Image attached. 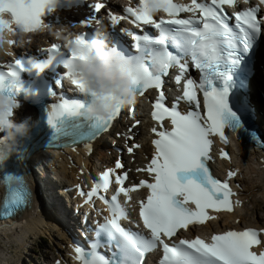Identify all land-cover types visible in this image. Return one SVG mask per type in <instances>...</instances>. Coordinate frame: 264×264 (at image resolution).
Here are the masks:
<instances>
[{
    "label": "snow or ice",
    "instance_id": "obj_1",
    "mask_svg": "<svg viewBox=\"0 0 264 264\" xmlns=\"http://www.w3.org/2000/svg\"><path fill=\"white\" fill-rule=\"evenodd\" d=\"M150 2L158 11L166 13L169 19H154L144 7L146 0H139L137 7H128L125 12L134 18L133 23L137 26H151L158 31V35H152L143 28L140 34L123 30L135 42L138 54H127L115 41L110 42L109 50L127 61L122 67L132 75L137 92L143 94L146 89H160L151 113L160 124V129H152L158 137L152 141L155 154L146 168L138 169L146 171L152 181L141 180L131 188L124 186L127 174L118 172L123 167L120 161L115 163L114 168L101 174L87 193L85 202H90L93 197L104 200L110 215L99 226L97 241L89 250L79 245L74 248L76 259L80 264H142L145 253L159 246L163 251L159 264H264V251H253L255 246L264 244V239H261L264 230H229L213 235L210 243L198 236L172 242L181 230L214 219L209 210H233L230 198L235 194L228 180L218 179L210 170L212 137L218 136L226 144L225 130L230 129L249 135L254 142L264 146V138L246 128L242 113L249 109V105L245 103L243 94L237 96V92L242 93L254 78V65L247 57L258 41L264 39V15L261 14L264 0H258L255 6L232 14L226 11V6L236 8L239 0H191L190 4H179L174 0ZM250 2L243 0L245 4ZM58 4L59 0H0V35L5 30L23 33L37 31L45 25L42 17L54 11ZM93 9L95 13H100L106 9V4L97 2ZM185 12L192 15L186 19L179 18ZM108 15L113 29L125 18L111 12ZM93 19L100 23L97 16L90 17L84 23L90 25ZM233 20L234 23H230ZM104 37L109 40L110 33H104ZM93 38L89 39L88 34H78L65 46L67 54L60 45L53 44L47 50L46 58H18L6 65V71L0 70V94L15 98L17 108L21 93L25 99L34 94L25 87L21 74L40 77L49 70L55 75V87L62 86L67 79L84 94L83 99H66L57 97L55 87L48 88L49 95L57 97L47 115V122L55 132L54 138L60 135L92 138L107 130L121 112L122 106L116 103L118 97L101 96L84 79L77 78L71 69L73 61L83 59L76 55L72 45H80L90 58L94 55L90 47ZM188 58L192 68L199 73L198 79L190 75L185 79L190 71ZM57 67H62L64 71L57 73ZM173 67L180 70L175 82L180 84L183 81V93L168 105L163 91V77ZM233 97H236L235 101ZM96 99L105 102L110 116L90 119L84 114L88 102ZM181 101L193 107L181 111ZM166 120L171 123L170 129L164 127ZM85 125L87 131L82 132ZM5 144L9 147L6 148ZM128 150L133 151L131 147ZM14 151L16 149L7 141V137L0 139V162ZM221 157L230 158L229 153L223 150ZM235 175L233 171L228 172L229 179ZM4 179L8 184L4 201V208L7 209L4 215L7 216L25 207L31 193L22 176L8 174ZM16 181H19V186H16ZM113 182L119 187L109 200L101 193L106 192ZM140 187L149 190L146 199L140 201L139 208V216L148 236L126 229L120 223L122 219H127V211L118 200L119 194L128 196L130 191ZM80 195L85 193L81 190ZM128 198L131 199L130 196ZM101 234L108 242L115 243L116 251L111 257L98 251Z\"/></svg>",
    "mask_w": 264,
    "mask_h": 264
},
{
    "label": "bare ground",
    "instance_id": "obj_2",
    "mask_svg": "<svg viewBox=\"0 0 264 264\" xmlns=\"http://www.w3.org/2000/svg\"><path fill=\"white\" fill-rule=\"evenodd\" d=\"M257 43V47H258ZM137 103L134 104V108H136ZM33 118H30L32 120ZM137 120H141L142 124L135 128L134 130H137L139 134L137 137H133L132 139L136 140L139 139L141 142L147 141V132H148V126L150 123L146 120V116H138L135 114L134 120H130L127 117H124L122 122L129 127V125ZM261 131L263 132L264 138V107L262 109L259 108L258 114H257V120L256 122ZM126 126H119L121 129H126ZM118 123H113L112 125V131H116L118 128ZM116 135L120 136V131L116 133ZM131 137V135H130ZM126 139L123 138L122 141H118V143L125 142ZM234 144L231 143L228 148H230ZM127 146V145H126ZM125 146V148H126ZM131 146V143L130 145ZM217 147H225V149H228L226 146H224L221 142H216ZM93 147L95 148L94 154L97 155L96 161L90 165V161L92 159V155H87L84 150L81 148H78L74 153H65L60 155V158L63 161V164H60L58 166V169L61 173L62 178L66 181V183L69 186L76 185L78 183H84L89 180V176L91 173L92 166L94 169H98L97 161L105 163L106 159L110 158V155H108L104 150L101 152L98 150L100 147H102V138L100 137L93 143ZM251 147V148H250ZM244 145L239 144L235 142L234 147L230 148V152L232 155H230L229 160H223L219 161V165L222 169L232 168L236 170L237 177L236 181L238 182L240 188L238 190V195L241 200V207L239 209H236L234 213L232 214H224L220 213L217 215L216 220L214 222H211L210 224H207L205 228H210L213 231H221L226 229H232V228H244L247 226L250 227H258L263 228V225H261L259 216L253 217L248 220L246 219V215L249 213V207H255L258 205L259 202L264 201V153L263 149H257L255 146ZM123 148V146H122ZM150 146L146 142L143 144L142 149L137 151V153L134 155L128 154L130 163L137 164L138 167H145L144 163L146 162V155L150 152ZM251 157L252 161L257 167V171H253L251 169L250 175L251 177L255 178L256 184L248 183L246 180L248 174L245 172V166H243V162L246 164H250V160H248V157ZM246 159V160H245ZM82 163H85L87 166H89V173L87 171H80L79 167ZM249 171V170H248ZM47 184V183H45ZM56 188V187H55ZM60 192V191H58ZM60 197H62V193L60 192ZM43 211V204L39 198V195L37 193H33L32 199H31V205L30 210H27L22 213L21 217V223L18 229L11 232V238L14 242L18 244V247H24V243L20 244L24 239L26 240H32L35 238V236L39 235H45L51 238V236L55 235L56 238L60 241L59 244L62 245V243L67 239L65 237V234H59V227L57 226L58 218L55 214H53L50 210H45L42 218L37 217L38 214L42 213ZM63 212H65L63 210ZM16 219L11 220H5L0 221V233L3 232V234H0V236H3L4 239H7L9 236L7 235L8 230L11 226H16L17 224L12 223V221H15ZM22 223H26L23 225ZM5 232V233H4ZM55 233V234H53ZM5 234V235H4ZM27 243V242H25ZM61 249V248H60ZM65 250V249H64ZM17 252L20 251L17 250L15 253L17 255ZM50 252V251H49ZM70 248L66 247V254L62 258L64 261L71 262L70 258ZM18 254V255H19ZM17 255V256H18ZM58 258H60L62 255L58 254ZM51 256V254H50ZM21 255L18 256V260H21ZM25 261V260H24ZM27 262V261H26ZM25 262V264H27ZM62 263V260L60 261ZM1 264H10V261H7L4 259Z\"/></svg>",
    "mask_w": 264,
    "mask_h": 264
},
{
    "label": "clouds",
    "instance_id": "obj_3",
    "mask_svg": "<svg viewBox=\"0 0 264 264\" xmlns=\"http://www.w3.org/2000/svg\"><path fill=\"white\" fill-rule=\"evenodd\" d=\"M144 7L152 15L158 12L150 0H146ZM9 33L11 32L5 30L0 35V51H3L5 44L8 43L7 35ZM104 33L98 28L94 38L90 41V47L94 52L90 58L80 45H72L76 55L83 57L81 60L73 61L72 72L77 78L84 79L101 96L115 95L118 97L116 103L121 106L133 104L137 98L136 85L132 75L122 67L127 64V61L122 60L115 52L109 50L108 39L104 37ZM69 43L71 40L68 41ZM81 74H83L82 77ZM17 102L15 98L10 99L7 95L0 94V131L6 132L7 141L13 143L18 138L27 136L30 131L28 124L16 123L10 118L14 114ZM84 114L90 119L110 116L105 102L100 99L89 101L84 108ZM5 147H9V145L5 144Z\"/></svg>",
    "mask_w": 264,
    "mask_h": 264
},
{
    "label": "rangeland",
    "instance_id": "obj_4",
    "mask_svg": "<svg viewBox=\"0 0 264 264\" xmlns=\"http://www.w3.org/2000/svg\"><path fill=\"white\" fill-rule=\"evenodd\" d=\"M250 147V146H249ZM251 148V147H250ZM246 160V159H245ZM248 160H250L251 165L246 164L245 162H243V166H245V172L248 174L246 180L248 181V183H252V184H256L255 181L256 179L251 177L250 175V171L251 169L253 171H257V167L254 164V162L252 161L251 157H248ZM249 170V171H248ZM255 180V181H254ZM249 213L248 215H246V219H253V217H257L259 216V218H261L260 223L261 225H263L264 227V201L259 202L257 206H255L254 208L251 206L249 207ZM4 241H6L5 239H3ZM44 240L43 242V248H41L40 251V255H46L47 257L51 254V258H58V254H61L63 256V251H62V246L59 244V240L56 238L55 235L51 236V238H49L48 236H35V240H30L29 239V243L25 244V246L22 247H18V244L16 242H13V240L10 238V243L13 245H10V249H9V257H8V261H10V264H20L24 259H28V254L31 253L33 254L34 249H37L38 246L40 245V242ZM0 246L4 247L5 245H3V243H0ZM61 248V249H60ZM8 250V248H7ZM19 250V252H17V255L20 256L21 255V260L18 262V256L15 254V252ZM50 251V252H49ZM34 256V254L32 255Z\"/></svg>",
    "mask_w": 264,
    "mask_h": 264
}]
</instances>
